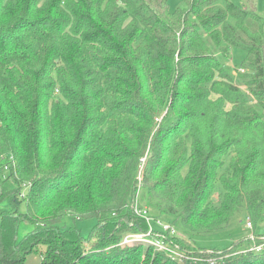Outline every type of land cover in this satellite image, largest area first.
<instances>
[{
	"label": "trees",
	"instance_id": "trees-1",
	"mask_svg": "<svg viewBox=\"0 0 264 264\" xmlns=\"http://www.w3.org/2000/svg\"><path fill=\"white\" fill-rule=\"evenodd\" d=\"M137 193L186 234L242 208L264 222V17L230 0H0L2 263L264 264V234L208 251L155 224L182 261L123 243L149 230ZM67 215L97 220L88 239Z\"/></svg>",
	"mask_w": 264,
	"mask_h": 264
},
{
	"label": "rangeland",
	"instance_id": "rangeland-1",
	"mask_svg": "<svg viewBox=\"0 0 264 264\" xmlns=\"http://www.w3.org/2000/svg\"><path fill=\"white\" fill-rule=\"evenodd\" d=\"M230 1L238 6H245V7H251V5L254 4V7L256 11L258 12V14L264 17V0H230ZM169 4L171 7V10H174L180 4V0H169ZM230 52H231V58L228 61V66L229 65L234 66L235 64H237V62L242 60L244 57V53L242 51L232 49ZM14 187L15 185L10 180H7L4 183L5 192L11 191ZM138 203L141 206L147 207L146 205L141 204L139 200H138ZM10 210H12V205L9 200L5 199L0 202V212L10 211ZM150 212H151L152 217H154L153 214H155V211L153 209H150ZM157 220H161L164 223H168V225H170V223L167 220H164L161 218ZM249 220L250 219L248 218L246 208H242L241 211H239L235 215V217L231 220L229 225L221 230L211 232V233L186 234L182 232V229L171 226L170 232L173 235L174 234L179 235L181 238L187 239L186 242L190 246L200 247L202 249H207L208 251H210V249H226L227 247L231 246L237 240L243 239L245 237L256 236V234H264V222L258 224L256 227H253V226L248 227L247 222ZM96 222L97 220L95 218L77 219L71 215H67L63 217L61 225H66L67 227H70V226L78 227L80 229L81 236L88 239L91 235V232ZM32 228L33 226L30 223L21 222L17 229L18 241H21L26 236V234L29 231H31ZM155 232H158V231H156L155 229ZM153 236L150 237V241L153 240ZM262 238H264V236H262ZM168 246L169 248L176 249L175 247L171 245H168ZM256 246H259V245H254V247ZM165 252L169 256L172 255L169 250ZM39 263H40L39 254L32 253L28 255L24 263H21V264H39ZM2 264H10V263L3 262Z\"/></svg>",
	"mask_w": 264,
	"mask_h": 264
},
{
	"label": "built area",
	"instance_id": "built-area-1",
	"mask_svg": "<svg viewBox=\"0 0 264 264\" xmlns=\"http://www.w3.org/2000/svg\"><path fill=\"white\" fill-rule=\"evenodd\" d=\"M13 164V162H12ZM5 169H9V166L6 165ZM139 181H141V175H139ZM138 193L135 196V202H134V209L136 214H138L139 216L145 218L148 222L149 225V230L146 233H133V234H127L124 238L123 243H128V242H135V241H142V242H148L152 245H154L155 247H157L159 250H163V251H170L171 252V256L173 257V259H178L180 261L184 260V259H193L192 256L187 255V253L179 250V249H173V248H169V246L163 241L162 238H153L152 241H150V237L154 236H158L160 233L159 232H155V227L153 225L157 224L160 225V227H162V229L164 231H171V225H168V223H164L161 220H157L154 217H152L150 209L148 207H144L139 205L138 203ZM247 226L248 227H252V223L250 221L247 222ZM251 238L255 239V236H252ZM262 239V238H261ZM257 250L262 249V245L256 246L254 247ZM0 264H2L1 261V240H0Z\"/></svg>",
	"mask_w": 264,
	"mask_h": 264
}]
</instances>
